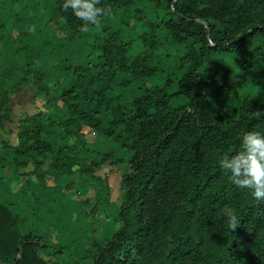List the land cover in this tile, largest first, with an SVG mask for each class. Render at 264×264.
Returning a JSON list of instances; mask_svg holds the SVG:
<instances>
[{"label": "trees", "instance_id": "16d2710c", "mask_svg": "<svg viewBox=\"0 0 264 264\" xmlns=\"http://www.w3.org/2000/svg\"><path fill=\"white\" fill-rule=\"evenodd\" d=\"M141 1L100 0V22L118 17L120 27L99 23L84 32L82 21L57 0L62 37L71 44L92 37L88 62L64 63V83L33 66L22 71L19 86L1 88L0 122L9 120L6 104L20 87L29 85L44 98V111L20 119L16 143L2 142V149L22 160L54 154L55 128L77 141L88 127L117 145L102 162L122 152L127 163L118 227L94 242L91 264H264V201L236 189L217 167L218 156L235 147L242 132L264 130V98L247 95L237 116L225 117L205 96L215 82L205 68L212 54L228 56L237 67H225L226 89L244 87L251 69L264 64V0H144L166 9L160 23L142 19ZM161 26L165 57L181 73L176 80L159 65L163 43L153 30ZM109 92L114 103L97 112ZM176 97L181 101L173 105ZM233 210L240 223L228 229L226 213ZM22 224L0 203V264H56L42 256L41 238L21 232Z\"/></svg>", "mask_w": 264, "mask_h": 264}, {"label": "rangeland", "instance_id": "374dc122", "mask_svg": "<svg viewBox=\"0 0 264 264\" xmlns=\"http://www.w3.org/2000/svg\"><path fill=\"white\" fill-rule=\"evenodd\" d=\"M138 7L141 10L139 15L142 16L145 22L154 21L155 23H160L166 20V9L163 7L155 8L154 4L148 2H142ZM114 23H117L116 19H114ZM130 23H132L131 19ZM149 31H151L150 27ZM153 32L155 33L153 38L159 41L160 44L163 43V45H160L162 49H160V53L162 55L159 65L163 72L171 73V77L176 80L181 73L173 72L171 70L172 57H165V43L168 41L166 30L161 26L153 30ZM9 42L0 48V57L6 56L8 60L7 66L10 67L5 72H0V92L1 88H8L9 85L16 84L15 87L19 86L18 83L26 70L25 66L22 68L18 67V65L22 66L20 63V61L22 62L21 59L14 60L24 57V51L21 50L24 45L21 43L22 46H19V43L12 44ZM140 48L141 46L136 43L134 50L138 51ZM181 48L177 47L175 49L176 52L182 51L183 49L181 50ZM169 50L174 53L173 49ZM8 51L13 54L11 53L10 55ZM151 61L154 64L157 59L154 58ZM226 66L237 68L228 56L212 54L206 60L205 68L212 72L215 82L205 90V96L209 101L221 108L223 116L235 117L243 97L255 95V98H264V64L251 69L252 72L246 78L247 83L244 87L232 89H226L221 85ZM236 74L240 75L238 69H236ZM143 85L147 86L149 84L144 82ZM180 101L181 98H174L173 105H177ZM113 103L114 93L109 92L106 101L100 104L97 112H101L102 108L110 107ZM5 128L10 135L13 126L6 125ZM92 131L95 132L87 127L83 132L86 139L95 140L94 150L88 149L86 144L82 145V142L78 139L77 141L70 139L68 149L65 148L62 155L59 152L54 153L52 158V162L56 161L58 165L62 164L64 166L50 165L52 169L50 175L57 179L56 182L58 181L54 191H58V194L60 191L62 192L61 199H58L61 200L60 203H58L54 194L52 196L54 201L51 199L50 209H53L51 213H57L60 216L59 225L56 230L55 227L53 230H55L54 234L58 233V235H61L67 244L52 245L49 239L47 242L50 245L51 253L46 252V254L45 250L41 253L43 257L44 255L48 256V260L55 261L56 264H91V257H81L84 249L86 248L89 251L90 247H92L89 244L109 239L118 227L117 213L123 196V191L120 188V178L126 171V159L121 152L119 155L111 157V159L113 158L111 163L109 160L102 162L104 156L110 153L113 148H116L117 145L107 138H100L97 134L95 138ZM121 155L123 156V161L121 159L115 160ZM62 174L64 176L60 179L58 175ZM66 182L69 183L64 186ZM58 250L62 252L55 253Z\"/></svg>", "mask_w": 264, "mask_h": 264}, {"label": "crops", "instance_id": "0c3cea01", "mask_svg": "<svg viewBox=\"0 0 264 264\" xmlns=\"http://www.w3.org/2000/svg\"><path fill=\"white\" fill-rule=\"evenodd\" d=\"M56 2L57 0H0V48L9 41L12 44L19 43V46H22V43L24 46L21 50L24 51V57L14 59L22 60L20 61L22 66L18 65V67L25 66V69H28L37 66L48 78H56L60 83H64L68 76H61L59 69L64 63L72 66L85 65L88 62L87 56L91 49L92 37L82 38L77 44H71L64 39L57 30L59 13ZM142 2L146 3L144 0ZM114 19L117 23H114ZM100 25L110 28L120 27L118 17H104ZM11 53L9 52L10 55ZM7 61L6 56L0 57V72L10 68L7 66ZM43 102L44 98L34 96V91L29 85L20 87L16 93L9 96L6 104L9 120L0 122L2 125L0 127V203L23 219L22 233H31L41 238L45 244L43 250L45 253H51L47 240L50 239L52 245L67 244L61 235L54 234L60 216L51 213L53 209H50L52 200L54 201L53 194L57 200L62 196L61 191L59 194L58 191H54L58 181L56 182L57 179L50 175L52 173L50 165L58 167L64 165H58L56 161L52 162L54 154L47 153L42 156L32 154L22 160L13 152L2 149V142L16 143L17 125L20 119L44 111ZM6 125L13 126L10 135L6 132ZM93 134L96 138V133ZM50 139L54 141L55 148L61 155L65 148L68 149L70 139L75 140L74 137H68L62 129L57 128L50 132ZM78 140L86 144L88 149H95V140H88L85 135L80 136ZM58 176L62 179L64 174ZM68 183L66 182L64 186ZM60 202L61 200H58V203ZM89 245L92 247L89 251L84 249L82 258L90 257L96 252L97 246L94 243ZM58 252L62 251H55ZM44 257L48 260V256L44 255Z\"/></svg>", "mask_w": 264, "mask_h": 264}, {"label": "clouds", "instance_id": "9594fccd", "mask_svg": "<svg viewBox=\"0 0 264 264\" xmlns=\"http://www.w3.org/2000/svg\"><path fill=\"white\" fill-rule=\"evenodd\" d=\"M100 0H63L62 7L82 21L81 31L100 23L105 14ZM259 117L261 113L255 111ZM217 167L221 175L236 189L246 190L257 201H264V130H247L238 137V144L218 156ZM240 221L235 211L226 213V228L232 229Z\"/></svg>", "mask_w": 264, "mask_h": 264}]
</instances>
